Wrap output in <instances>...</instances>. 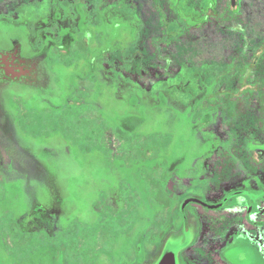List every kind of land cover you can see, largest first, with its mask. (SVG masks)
<instances>
[{"label":"flooded vegetation","instance_id":"flooded-vegetation-1","mask_svg":"<svg viewBox=\"0 0 264 264\" xmlns=\"http://www.w3.org/2000/svg\"><path fill=\"white\" fill-rule=\"evenodd\" d=\"M81 66L77 83L123 82L144 98L157 85L162 116L173 104L186 120L160 171V249L147 264L176 245L177 264H264V0H0V99L12 86L53 92ZM95 118L99 148L117 122ZM172 141L160 130V150Z\"/></svg>","mask_w":264,"mask_h":264},{"label":"rangeland","instance_id":"rangeland-1","mask_svg":"<svg viewBox=\"0 0 264 264\" xmlns=\"http://www.w3.org/2000/svg\"><path fill=\"white\" fill-rule=\"evenodd\" d=\"M84 68L63 70L67 80L54 84L53 92L43 85L12 86L0 99L6 140L0 149V264H133L137 243L140 264L159 253L158 204L150 192L154 181L160 184V171L179 154V141L188 137L181 126L186 120L178 118L180 106L173 104L162 116L157 85L146 98H138L137 88L123 82L71 80ZM77 87L85 89L83 100L63 105ZM24 108L37 109L38 115L35 127L26 132L16 123ZM95 114L117 122L113 130L126 119L136 132L122 136L117 130L116 139L107 132L98 148L92 141L100 131ZM160 130L173 139L161 150ZM20 148L33 158H24ZM191 159L185 158L184 165ZM35 205L49 215L52 236L44 231L22 234L14 223ZM117 214L122 216L117 234L103 244V231H95L94 223ZM73 224L76 234L70 233ZM153 234L156 240L150 241ZM70 242L76 255L68 250Z\"/></svg>","mask_w":264,"mask_h":264},{"label":"trees","instance_id":"trees-1","mask_svg":"<svg viewBox=\"0 0 264 264\" xmlns=\"http://www.w3.org/2000/svg\"><path fill=\"white\" fill-rule=\"evenodd\" d=\"M36 112L37 110H33V109H26L25 111H23L17 120L18 125L23 130H28L32 127H35L36 122L38 121V115ZM120 122L123 125H129L128 120L126 119H122V121ZM122 127L124 126L118 125L117 130L119 131V134L123 136L125 133H128V131ZM86 139H89V138L86 137ZM153 184H154V189L151 190L150 194L152 198L154 199V201L157 204H160V200L163 199L161 196V192H160V184L157 181H154ZM127 204L129 205L128 200H127ZM121 219H122V216L117 214L112 218L109 217V219H99L94 223L95 231L97 230H99V232L101 230L103 231V240H102L103 244L112 242V239H114V237L117 234L116 229L119 225L118 222ZM14 223L19 227V231L22 234H25V233L31 234L35 231H41V232L44 231L43 235L46 234L48 236L50 235L52 236L50 231H52L53 229V224L50 223L49 215L47 214V212L44 211V209L40 205H35L34 207H32L25 219H16ZM70 228H71L70 233L76 234V230H77L76 225L73 224L71 225ZM104 239L109 242H105ZM68 250L70 251V253L73 251V254L76 255V253L74 252L76 250L74 243L70 242L68 244Z\"/></svg>","mask_w":264,"mask_h":264},{"label":"water","instance_id":"water-1","mask_svg":"<svg viewBox=\"0 0 264 264\" xmlns=\"http://www.w3.org/2000/svg\"><path fill=\"white\" fill-rule=\"evenodd\" d=\"M180 245H176L170 250L165 251L154 264H177V253Z\"/></svg>","mask_w":264,"mask_h":264}]
</instances>
